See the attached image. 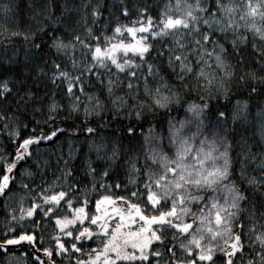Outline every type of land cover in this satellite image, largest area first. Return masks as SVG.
I'll return each mask as SVG.
<instances>
[{
    "label": "snow or ice",
    "instance_id": "1",
    "mask_svg": "<svg viewBox=\"0 0 264 264\" xmlns=\"http://www.w3.org/2000/svg\"><path fill=\"white\" fill-rule=\"evenodd\" d=\"M33 3L23 30L0 4V71L26 45L23 71L0 79V134L12 149L0 151V264H264V151L237 139L245 122L264 132V0H121L119 15L88 0L83 32L52 27L61 21L49 0ZM105 11L104 28L87 26ZM61 113L90 137L79 152L90 188L75 179L72 145L60 174L44 178L39 145L64 131L50 126ZM109 115L122 117V133L98 135ZM28 161L35 172L19 167Z\"/></svg>",
    "mask_w": 264,
    "mask_h": 264
},
{
    "label": "trees",
    "instance_id": "2",
    "mask_svg": "<svg viewBox=\"0 0 264 264\" xmlns=\"http://www.w3.org/2000/svg\"><path fill=\"white\" fill-rule=\"evenodd\" d=\"M88 0H49V5L52 11L54 12L53 15V21H56L57 18L61 21L60 23H53L52 27L55 28H68V27H75L80 32H83L85 21L81 20L82 16V10L79 8V5L83 3H87ZM104 2L109 6L110 10L115 15H119L114 5H118L121 3V0H104ZM124 3H127L131 5L132 3L136 4H147L150 8H154L158 4H163L164 0H123ZM0 4H7L11 8L10 15H14L16 21L18 22V26L21 30L25 29L26 27L30 25H34L33 22V9L36 7L35 3H33V0H0ZM59 6V7H58ZM63 7L66 9L65 15H61L60 8ZM152 15L155 16L156 12L153 11ZM121 23L129 24L131 19H134V17H130L129 19H125L123 16L119 17ZM110 20V17L108 15V12L105 11L103 16L95 23L93 24V21L91 18H88L86 20L87 26H92L94 31L98 29H102L105 27V21ZM5 21L4 19L0 18V28L3 27ZM62 34V33H61ZM107 34H111L110 30ZM11 47V45H9ZM23 47H26V45H22L20 42H17L16 48L20 49L19 56L15 57L17 60V63L11 65L12 71H0V79L8 78V77H15L18 75L20 71H23V64L20 63V61H23L24 59V52ZM32 76L35 77L36 73H32ZM29 86L33 84L32 80H29ZM36 87L33 89L38 95L45 94L46 86L48 85V82L46 80H36L35 81ZM242 99H247V97H240ZM254 101H259V98H254ZM251 103V102H250ZM255 111V110H253ZM173 115L176 116L178 119L184 116L183 110L180 111H173ZM46 117H43L41 115H36L35 119L38 121H42ZM122 120V117L117 118L112 115L106 116L105 120L99 121L100 124H105L107 122V127L98 129V135L104 134L107 135L113 131L121 132L122 133V126L121 123H118L117 120ZM63 121V122H61ZM155 123V121H154ZM51 127H60L64 131L62 133H58L56 138H53L52 141L42 142L39 145L40 148V156L41 159L46 160L48 162V167L46 169V177L48 181H52L55 179L56 176L60 174V169L63 167L62 159H67V153L69 151V146L72 145L77 149L76 152V159L74 160L73 164L75 166H80L79 171L75 176L76 180L81 181V186H88L91 187V178L85 176L84 168L81 166V161L79 159V152L81 150V146L84 145V142L90 137L87 133L81 131L83 125L81 124L80 120H75L74 117L67 116L66 113H61L60 117L57 118L55 124H51ZM90 126L96 127V124L93 123ZM34 124L29 125V130L22 132V135L29 134L32 128H34ZM41 127H43V124H41ZM157 130H159L160 126L159 124L156 125ZM144 131H147L148 125L144 124L143 126ZM45 131H47V128H45ZM239 136H237V139L240 137H243L247 143L248 147L252 149L253 152L259 153L260 151H264V132L261 131L259 125H254L250 122H245L242 127L238 129ZM9 140L6 138L5 135L0 134V151H12V149L9 147ZM123 147H127V143L124 142ZM83 151H87V148L84 147ZM93 159L95 157L93 156ZM59 161V163H58ZM20 168H29L33 172H35V169L32 167V162L28 161L27 163L21 162ZM93 167H97L96 164H93ZM99 170V169H98ZM122 176V172L117 173V177ZM41 176L38 175L36 177L37 183L40 182ZM27 182V180H25ZM114 192H117L118 194L123 195L124 193H119V190L113 189ZM91 196L95 197L96 193H90ZM14 208H17L18 212V206L13 203L11 205ZM29 206V201L24 202V207ZM60 215H63L64 213H58ZM4 223H5V208L3 204H0V232L4 230ZM25 227H30V225L25 224ZM54 229V224L50 222L46 227H42L40 231L44 232L45 239L47 240V233H52ZM45 246H48L47 243H45ZM97 244L89 243L85 245V250H88L90 248L97 247ZM23 251V250H22ZM19 255V253H17ZM37 255H40L42 258L43 253L37 252ZM57 264H62L60 257H55ZM3 260V255L0 254V261ZM27 264H33V258L31 255L27 257Z\"/></svg>",
    "mask_w": 264,
    "mask_h": 264
},
{
    "label": "rangeland",
    "instance_id": "3",
    "mask_svg": "<svg viewBox=\"0 0 264 264\" xmlns=\"http://www.w3.org/2000/svg\"><path fill=\"white\" fill-rule=\"evenodd\" d=\"M98 247V246H97ZM87 251V250H86ZM82 258H85V257H82Z\"/></svg>",
    "mask_w": 264,
    "mask_h": 264
}]
</instances>
